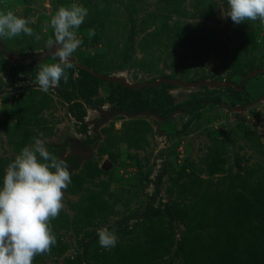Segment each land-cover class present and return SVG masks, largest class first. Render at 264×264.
I'll return each mask as SVG.
<instances>
[{
	"label": "rangeland",
	"instance_id": "obj_1",
	"mask_svg": "<svg viewBox=\"0 0 264 264\" xmlns=\"http://www.w3.org/2000/svg\"><path fill=\"white\" fill-rule=\"evenodd\" d=\"M88 9L67 83L47 41L61 7ZM226 0H0L34 18L0 39V187L34 140L68 165L56 244L32 264H264V22ZM89 29L95 35L89 37ZM39 35L40 39L35 38ZM3 51V52H2ZM149 87L130 112L126 87ZM114 231L111 249L98 229Z\"/></svg>",
	"mask_w": 264,
	"mask_h": 264
},
{
	"label": "clouds",
	"instance_id": "obj_2",
	"mask_svg": "<svg viewBox=\"0 0 264 264\" xmlns=\"http://www.w3.org/2000/svg\"><path fill=\"white\" fill-rule=\"evenodd\" d=\"M224 17L235 24L247 21L264 22V0H226ZM88 15V9L79 4L61 6L50 20L54 39L47 41L54 48L59 63L42 66L37 73L39 89L47 92L58 87L61 79L68 81L67 70L74 67L73 53L82 45L78 29ZM34 18L16 15L13 11L0 12V39H12L25 34L33 36L29 26ZM89 37L95 29H89ZM37 40L40 39L36 35ZM0 77L7 85L2 72ZM71 183L68 165L58 159L40 139L25 146L8 164L0 187V264H32L38 254H46L56 244V236L50 221L59 216L63 209L64 190ZM99 245L105 249L116 246L118 237L107 227L98 229Z\"/></svg>",
	"mask_w": 264,
	"mask_h": 264
},
{
	"label": "trees",
	"instance_id": "obj_3",
	"mask_svg": "<svg viewBox=\"0 0 264 264\" xmlns=\"http://www.w3.org/2000/svg\"><path fill=\"white\" fill-rule=\"evenodd\" d=\"M1 48V46H0ZM3 52V51H2ZM149 90V87H126V94L124 96V104L126 105V109L130 112H137L140 109L138 106L142 107L141 104L138 102L139 98L142 94Z\"/></svg>",
	"mask_w": 264,
	"mask_h": 264
},
{
	"label": "water",
	"instance_id": "obj_4",
	"mask_svg": "<svg viewBox=\"0 0 264 264\" xmlns=\"http://www.w3.org/2000/svg\"><path fill=\"white\" fill-rule=\"evenodd\" d=\"M0 46H1V49L9 56L11 57H14V58H19V55H16L14 53H11L9 51L6 50V48L3 46V44L0 42ZM51 53H54V49L50 52H48L44 57H46L47 55L51 54Z\"/></svg>",
	"mask_w": 264,
	"mask_h": 264
}]
</instances>
